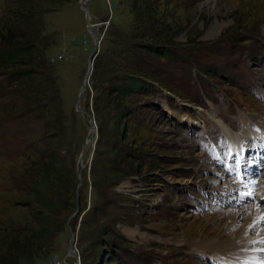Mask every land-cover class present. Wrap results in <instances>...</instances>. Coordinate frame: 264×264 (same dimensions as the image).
Listing matches in <instances>:
<instances>
[{
    "label": "rangeland",
    "instance_id": "374dc122",
    "mask_svg": "<svg viewBox=\"0 0 264 264\" xmlns=\"http://www.w3.org/2000/svg\"><path fill=\"white\" fill-rule=\"evenodd\" d=\"M87 8L99 48L79 105L93 133L76 109L94 43L80 0H0V43L25 49L0 63V264H206L195 248L231 241L240 205H225L234 183L226 191L231 178L210 165L216 124L205 114L224 119L238 98L256 113L227 124L262 119L264 99L245 94L239 65L250 56L264 88V0H87ZM129 75L145 83L122 93ZM52 151L66 182L46 209L37 184Z\"/></svg>",
    "mask_w": 264,
    "mask_h": 264
},
{
    "label": "bare ground",
    "instance_id": "6f19581e",
    "mask_svg": "<svg viewBox=\"0 0 264 264\" xmlns=\"http://www.w3.org/2000/svg\"><path fill=\"white\" fill-rule=\"evenodd\" d=\"M90 35L93 36L91 33ZM98 48H99V44H98ZM95 55L96 53L93 55V59ZM92 66H93V61H92ZM192 108L193 107H190V109ZM192 110L198 112V110H196L195 108ZM186 121L192 122L190 120H186ZM247 123L248 122H246V124L244 123L246 127H247ZM218 125L220 126V129L223 132H225L226 136L230 139V141L232 140L233 136H240V134L234 133L233 130L230 129L229 127L228 128L230 130L225 128L219 122ZM261 128L264 130V124L261 126ZM256 162L257 163L251 164L252 167L247 168V170L245 171L247 173H249L251 169L256 171L258 169V165L262 164L261 162L260 163L258 161ZM217 170L219 169L217 168ZM228 180H230L231 183L230 182L224 183L225 184L224 188L226 191H229L230 190L229 187L231 186V184H233L232 178ZM253 188H254L253 180L246 181L242 193L249 192ZM232 199L234 200L230 204L235 205L237 195L234 196V198ZM241 204L242 206L240 205L239 207L240 209L237 210L239 211L241 221L239 218L238 221L233 219L234 224L232 223L233 230L231 233V237L233 239L229 242L218 241V239L207 241L204 244L198 245L197 248L193 246L195 250L197 249L198 251L201 252L211 251L213 255L212 257L213 260H215L219 264L222 263L223 264H264V255L261 254L260 252H257V249L262 250V252H264V207L255 201H246V202L244 201ZM230 206L233 207L232 205ZM243 217H245V220H243ZM255 241H260V242L256 243ZM251 242L252 244H250ZM221 259L223 260L222 263H221ZM209 261L212 262V260Z\"/></svg>",
    "mask_w": 264,
    "mask_h": 264
},
{
    "label": "trees",
    "instance_id": "16d2710c",
    "mask_svg": "<svg viewBox=\"0 0 264 264\" xmlns=\"http://www.w3.org/2000/svg\"><path fill=\"white\" fill-rule=\"evenodd\" d=\"M25 53L23 46H18L17 43L12 44L4 40L0 43V63L3 66L12 65L19 61V58ZM28 74H25L26 77ZM145 81L141 78L126 76V83L120 86L122 93L125 91L132 90L137 87V85H144ZM52 161H47L41 165V172L39 174L38 180V193L40 204L46 209L53 208V197L55 193V188L62 186L66 182V177L64 175V167L62 165V155L58 152H51ZM55 173H58L57 175ZM54 174L56 176H54ZM49 194V196H47ZM49 197V198H48ZM42 226L46 225L48 227L47 221L40 222Z\"/></svg>",
    "mask_w": 264,
    "mask_h": 264
},
{
    "label": "water",
    "instance_id": "95a60500",
    "mask_svg": "<svg viewBox=\"0 0 264 264\" xmlns=\"http://www.w3.org/2000/svg\"><path fill=\"white\" fill-rule=\"evenodd\" d=\"M80 4H81V8L84 9V12H85V18H86V26H87V30L89 33H91L93 36V48L89 54V57H88V61H87V65H86V69H85V72L82 76V79H81V84H80V89H79V97H78V101L76 103V109L79 111V112H83L91 121V117H90V114L83 111L81 108H80V105H79V102H80V94H82L83 92V89L85 87V84L86 82L88 81L89 79V75H90V71H91V68H92V61H93V55L95 53H97L98 51V40H97V32H96V29H93V24L90 22V16H89V13H88V8H87V0H80ZM94 122H90V130H91V133L94 132L95 130V126H94ZM91 138V136H89V138H86L83 143H82V146H81V154L84 152L85 150V147H86V142ZM80 154V155H81ZM82 159V158H80ZM73 242H74V235L72 233H70L69 235V246H68V252L70 255L72 256H75V253H74V249L72 247L73 245ZM75 264L77 263V259L75 257Z\"/></svg>",
    "mask_w": 264,
    "mask_h": 264
}]
</instances>
